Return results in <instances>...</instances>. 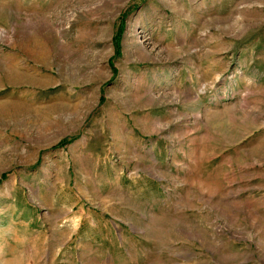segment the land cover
Listing matches in <instances>:
<instances>
[{"label":"rangeland","instance_id":"1","mask_svg":"<svg viewBox=\"0 0 264 264\" xmlns=\"http://www.w3.org/2000/svg\"><path fill=\"white\" fill-rule=\"evenodd\" d=\"M0 264H264V0H0Z\"/></svg>","mask_w":264,"mask_h":264}]
</instances>
